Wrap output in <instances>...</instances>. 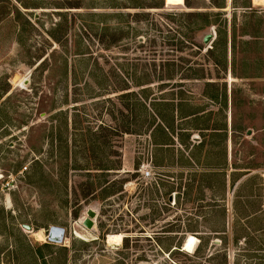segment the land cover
<instances>
[{
    "label": "rangeland",
    "instance_id": "obj_1",
    "mask_svg": "<svg viewBox=\"0 0 264 264\" xmlns=\"http://www.w3.org/2000/svg\"><path fill=\"white\" fill-rule=\"evenodd\" d=\"M184 101L231 112V229L218 176L174 202L153 168L147 133ZM0 264H264V0H0Z\"/></svg>",
    "mask_w": 264,
    "mask_h": 264
},
{
    "label": "crops",
    "instance_id": "obj_2",
    "mask_svg": "<svg viewBox=\"0 0 264 264\" xmlns=\"http://www.w3.org/2000/svg\"><path fill=\"white\" fill-rule=\"evenodd\" d=\"M173 106L172 117L157 115L159 121L147 133L148 144L152 147L153 168L158 174L161 173L160 177H166L168 183L172 184L169 200L174 202L178 194L183 195L186 191L184 177L188 174L218 176L217 184L212 181L207 184L206 197L219 198L223 207L221 212L226 215L223 225L217 229H231L233 215L241 197L240 166L235 154V130L231 112L227 108L224 117L218 116L210 109L198 108L190 101L175 103ZM188 106L195 110L182 114ZM177 181L181 183V190L176 188L180 184ZM156 184L161 187L159 182ZM190 236L194 237V242L189 246L191 249L196 248L198 243L195 235L187 236L183 243V250L187 252H190L186 245Z\"/></svg>",
    "mask_w": 264,
    "mask_h": 264
},
{
    "label": "water",
    "instance_id": "obj_3",
    "mask_svg": "<svg viewBox=\"0 0 264 264\" xmlns=\"http://www.w3.org/2000/svg\"><path fill=\"white\" fill-rule=\"evenodd\" d=\"M213 39H214V33L210 32L204 36L203 41L205 44H209L210 42H212ZM96 217H97V211L93 208L88 209L87 210V217H85L83 220V225L89 229H93L95 227V218ZM25 227L27 229H32L31 225L25 224ZM56 228H57V232H54ZM63 233H64L63 229L58 228V227H53L48 234V239L50 241L61 243L63 241V238H64Z\"/></svg>",
    "mask_w": 264,
    "mask_h": 264
},
{
    "label": "bare ground",
    "instance_id": "obj_4",
    "mask_svg": "<svg viewBox=\"0 0 264 264\" xmlns=\"http://www.w3.org/2000/svg\"><path fill=\"white\" fill-rule=\"evenodd\" d=\"M54 232H57V228ZM41 233V232H40ZM39 234V233H38ZM80 235V234H79ZM40 239H44L43 235H39ZM122 235H112L111 238L115 240V242L119 243L122 240ZM194 242V237L190 236L186 242L187 247H189Z\"/></svg>",
    "mask_w": 264,
    "mask_h": 264
},
{
    "label": "built area",
    "instance_id": "obj_5",
    "mask_svg": "<svg viewBox=\"0 0 264 264\" xmlns=\"http://www.w3.org/2000/svg\"><path fill=\"white\" fill-rule=\"evenodd\" d=\"M141 171V175L144 179H148L151 178V171L148 167H146L145 165H142V167L140 168Z\"/></svg>",
    "mask_w": 264,
    "mask_h": 264
}]
</instances>
